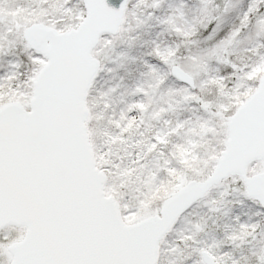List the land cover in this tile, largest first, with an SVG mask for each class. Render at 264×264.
Masks as SVG:
<instances>
[{
	"label": "snow or ice",
	"instance_id": "obj_1",
	"mask_svg": "<svg viewBox=\"0 0 264 264\" xmlns=\"http://www.w3.org/2000/svg\"><path fill=\"white\" fill-rule=\"evenodd\" d=\"M0 264H264V0H0Z\"/></svg>",
	"mask_w": 264,
	"mask_h": 264
}]
</instances>
